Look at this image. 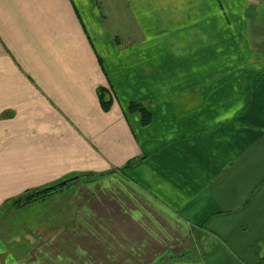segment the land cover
Masks as SVG:
<instances>
[{
	"label": "crops",
	"instance_id": "1",
	"mask_svg": "<svg viewBox=\"0 0 264 264\" xmlns=\"http://www.w3.org/2000/svg\"><path fill=\"white\" fill-rule=\"evenodd\" d=\"M75 178L0 264H264V0H0V222Z\"/></svg>",
	"mask_w": 264,
	"mask_h": 264
},
{
	"label": "rangeland",
	"instance_id": "2",
	"mask_svg": "<svg viewBox=\"0 0 264 264\" xmlns=\"http://www.w3.org/2000/svg\"><path fill=\"white\" fill-rule=\"evenodd\" d=\"M40 199L43 200L42 198H40ZM40 199H36V200L40 201ZM35 201H32L31 204ZM33 204H35V203H33ZM56 206L58 207V205H56ZM23 207H19L20 211H18V210L15 212L9 211L7 213L5 211L3 212V215H2L3 219H1V222H0V224L2 225V226H0L1 227L0 231H1V233H3V232L7 233V236L8 235L11 236V237L8 236V238H5L6 240H4V236H2L4 241H6V242L11 241V240L14 242L15 241H21L20 238H22L26 229L27 230H26L25 234H28L29 233V231H28L29 227L34 228L35 226H38L41 224L40 222H41L42 215L44 213L48 212L47 211L48 209L52 210V211H50L51 214H52V212L56 213V210H57V208L53 209V206H51L49 204L43 205V202L38 203L37 205H29L28 204V205H25ZM110 230H111L110 233L116 232V228L114 227V225H112ZM18 236L20 238L18 240H16V237H18ZM22 240H24V239L22 238ZM104 241H105L104 242L105 246H108V245L115 246L116 244L122 242L123 240L119 238V240L117 239L116 242H110L111 240H107V239Z\"/></svg>",
	"mask_w": 264,
	"mask_h": 264
},
{
	"label": "trees",
	"instance_id": "3",
	"mask_svg": "<svg viewBox=\"0 0 264 264\" xmlns=\"http://www.w3.org/2000/svg\"><path fill=\"white\" fill-rule=\"evenodd\" d=\"M98 95H99V101H100L104 111H106V112L109 111V109L111 108V105L113 103V100H112V98H110L108 92L105 89H100L98 92ZM111 97H112V93H111ZM130 111L139 113L141 115V119H142V122L144 124L149 123V114L146 111V109L143 108L142 106H140L138 104H133L130 107ZM77 179H81V178H77ZM77 179L75 178V179L66 181L62 184H59L57 186H54V187H51V188H48L45 190L28 193L25 196L19 198L15 202H13V205H15L16 207L19 208V207H23L25 205L30 204L32 201H35L36 199H40V198L43 199V198H46L48 196H51L54 193H56L57 191H59L60 189H62L63 187H65V185H67L68 183L75 182Z\"/></svg>",
	"mask_w": 264,
	"mask_h": 264
}]
</instances>
